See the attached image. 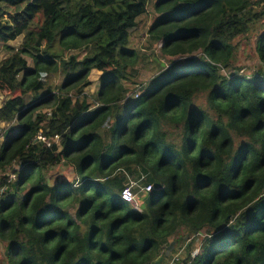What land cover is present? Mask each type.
Here are the masks:
<instances>
[{"label": "trees", "instance_id": "1", "mask_svg": "<svg viewBox=\"0 0 264 264\" xmlns=\"http://www.w3.org/2000/svg\"><path fill=\"white\" fill-rule=\"evenodd\" d=\"M149 2L0 0V264H151L173 241L161 264H264V0H156L171 64L146 83L129 44Z\"/></svg>", "mask_w": 264, "mask_h": 264}, {"label": "rangeland", "instance_id": "2", "mask_svg": "<svg viewBox=\"0 0 264 264\" xmlns=\"http://www.w3.org/2000/svg\"><path fill=\"white\" fill-rule=\"evenodd\" d=\"M155 1L156 0H150L147 13L139 18L138 25L131 31V40L129 46L134 48L139 55V62L135 66V68L138 70L137 79L139 82L148 83L157 73H159L160 65H158L155 58L165 63L167 67L171 64V60H169L170 57H165L161 53V45L155 43L154 40L151 39V37L149 36V28L152 22L158 17V14L155 11L154 7ZM5 17L8 18L9 14H7ZM22 38L23 37L20 36L16 40L10 41L9 44L15 48H18L21 45ZM240 44L241 45L239 46L238 65L242 67V69L240 70L241 72L248 74L251 71L258 69L261 63L254 49L252 41L244 39L240 41ZM243 48L245 49V51H243ZM85 52H87L85 49L68 50L66 56L73 53H80L81 55H83ZM8 55V50H6L4 46L0 43V63ZM28 59L30 66H32V60L30 58ZM178 60L182 62L181 58H179ZM99 76L100 72L98 70H93L91 72L89 78L92 80V83L86 87L87 92L93 94L96 93L97 89L100 86ZM62 79V75L50 74L46 80L47 82L52 83L54 86H58L62 82ZM138 84L139 83H133L131 84V87H137ZM6 99L7 96L0 92V106ZM45 111H48V115L52 113L50 112V109H46ZM5 125L6 123L0 121V127H4ZM74 176V171L72 167L68 165L67 162H63L59 166L53 167L50 172L51 181H53L54 179H61L62 177H65L69 180L73 179ZM202 236H204V234L200 233L193 238V245L191 247L193 251L198 252L200 250ZM185 245L186 244H182L181 247H179L181 254L186 253ZM2 249L3 248L0 243V252H3Z\"/></svg>", "mask_w": 264, "mask_h": 264}, {"label": "built area", "instance_id": "3", "mask_svg": "<svg viewBox=\"0 0 264 264\" xmlns=\"http://www.w3.org/2000/svg\"><path fill=\"white\" fill-rule=\"evenodd\" d=\"M145 189L151 190L152 189V185H147L145 186ZM122 198L124 201L131 203L136 209L141 210L140 207V202L137 198L136 193L133 191V187L132 186H127L123 189L122 191Z\"/></svg>", "mask_w": 264, "mask_h": 264}, {"label": "water", "instance_id": "4", "mask_svg": "<svg viewBox=\"0 0 264 264\" xmlns=\"http://www.w3.org/2000/svg\"><path fill=\"white\" fill-rule=\"evenodd\" d=\"M4 102H5V101H3V103H4ZM3 103H2V104H3ZM174 246H175V242L173 241V242H171V243L167 246V248H166V252H165V255H160V256L157 257L155 260H153V261L151 262V264H161V263L165 260L166 257H168V256L171 255V252L173 251Z\"/></svg>", "mask_w": 264, "mask_h": 264}]
</instances>
